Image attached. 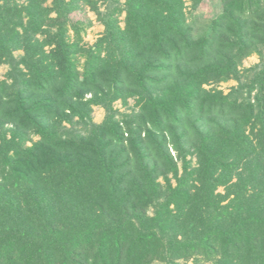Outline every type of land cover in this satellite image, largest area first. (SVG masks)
Segmentation results:
<instances>
[{
  "label": "trees",
  "instance_id": "1",
  "mask_svg": "<svg viewBox=\"0 0 264 264\" xmlns=\"http://www.w3.org/2000/svg\"><path fill=\"white\" fill-rule=\"evenodd\" d=\"M220 2L0 0V264H264V0Z\"/></svg>",
  "mask_w": 264,
  "mask_h": 264
},
{
  "label": "rangeland",
  "instance_id": "2",
  "mask_svg": "<svg viewBox=\"0 0 264 264\" xmlns=\"http://www.w3.org/2000/svg\"><path fill=\"white\" fill-rule=\"evenodd\" d=\"M220 1L221 0H203L200 2L199 6L196 9L191 11L189 9V5L191 4V2H190V0H186V12H189L188 16H187L188 21L197 23V21L202 20L204 17L205 18L213 17L221 9V2ZM18 3H26V0H18ZM102 8L103 7L101 5V9ZM72 14H73V16H72L73 19L83 20V19L87 18V19H90L92 21V25L87 28L86 36L84 39L88 45L93 44L95 42V40L97 39V37L100 36V34L102 33V30H103V26L97 21L94 11L91 10L88 5L84 4L81 9H79L78 11H76ZM122 18H123V16L121 17V19ZM122 23L123 22H121V24ZM196 33H199V32H196ZM21 53H22L21 51H15L16 55H20ZM259 60L260 59H259L258 55L253 54L252 56L247 57L242 62L241 68L244 69V68L250 67V66L258 63ZM7 69H8V66L5 64L0 66V79L4 78V75H5V72L7 71ZM237 83H238V81L231 79V80H228L226 82L218 83L216 85V87L218 89H222L224 92H227L230 87L237 85ZM212 86L213 85L210 84V85H206L205 87L211 88ZM129 104L130 105L133 104L132 98L129 99ZM114 105L120 111H127V110H125L126 107L122 106L121 102L119 100H117L114 103ZM92 116H93L94 121L100 122L104 116V109L101 107H97V106L94 107L93 112H92ZM192 159L193 160L195 159L194 156H192ZM172 182L174 183L173 180H172ZM220 190L222 191L221 188H220ZM154 264H161V263H154ZM187 264H193V262L189 261V262H187ZM200 264H210V263L209 262H202Z\"/></svg>",
  "mask_w": 264,
  "mask_h": 264
}]
</instances>
